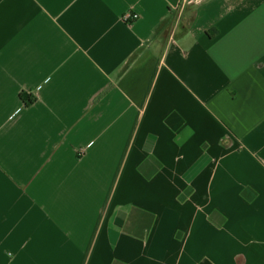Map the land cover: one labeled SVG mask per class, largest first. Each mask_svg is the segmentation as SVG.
Here are the masks:
<instances>
[{
    "label": "crops",
    "instance_id": "1",
    "mask_svg": "<svg viewBox=\"0 0 264 264\" xmlns=\"http://www.w3.org/2000/svg\"><path fill=\"white\" fill-rule=\"evenodd\" d=\"M0 264H264V0H0Z\"/></svg>",
    "mask_w": 264,
    "mask_h": 264
},
{
    "label": "built area",
    "instance_id": "2",
    "mask_svg": "<svg viewBox=\"0 0 264 264\" xmlns=\"http://www.w3.org/2000/svg\"><path fill=\"white\" fill-rule=\"evenodd\" d=\"M138 18V14L134 13L133 11H129L123 15L122 21L126 24H132L133 22L137 21Z\"/></svg>",
    "mask_w": 264,
    "mask_h": 264
},
{
    "label": "trees",
    "instance_id": "3",
    "mask_svg": "<svg viewBox=\"0 0 264 264\" xmlns=\"http://www.w3.org/2000/svg\"><path fill=\"white\" fill-rule=\"evenodd\" d=\"M22 98H23V100H25L27 106H30L35 101V99L32 98L31 96H26L24 94L22 95Z\"/></svg>",
    "mask_w": 264,
    "mask_h": 264
}]
</instances>
